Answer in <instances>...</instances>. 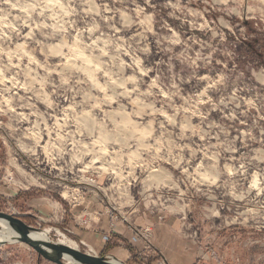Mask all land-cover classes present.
<instances>
[{
  "label": "rangeland",
  "instance_id": "1",
  "mask_svg": "<svg viewBox=\"0 0 264 264\" xmlns=\"http://www.w3.org/2000/svg\"><path fill=\"white\" fill-rule=\"evenodd\" d=\"M0 212L99 257L73 229L128 224L123 264H264V0H0Z\"/></svg>",
  "mask_w": 264,
  "mask_h": 264
},
{
  "label": "crops",
  "instance_id": "2",
  "mask_svg": "<svg viewBox=\"0 0 264 264\" xmlns=\"http://www.w3.org/2000/svg\"><path fill=\"white\" fill-rule=\"evenodd\" d=\"M40 212L44 213V215H48V208L43 203L41 207H39ZM40 215V214H39ZM109 218L104 216L102 218H98L94 222V227L92 229H88L87 225H81V228H75L72 231L73 238L75 240H82L85 245L92 247L94 250L98 252H105L107 254H111L116 259L119 260H127L128 257L131 255L130 251L127 249V246L138 251L146 250L142 244L138 243L133 244L134 238L132 235L133 228L128 224L120 225V223H112L110 225ZM88 229V230H87ZM109 236V240L105 242L104 237ZM106 237V238H107ZM110 241V242H109ZM159 242L161 245L164 242V234L160 233L156 242ZM169 241V239H168ZM149 248L152 251H156L160 256L164 257V250H160L156 247V243L150 242ZM135 252V251H134ZM131 257V256H130ZM161 257V258H162ZM167 263L169 264L168 260L166 259Z\"/></svg>",
  "mask_w": 264,
  "mask_h": 264
},
{
  "label": "water",
  "instance_id": "3",
  "mask_svg": "<svg viewBox=\"0 0 264 264\" xmlns=\"http://www.w3.org/2000/svg\"><path fill=\"white\" fill-rule=\"evenodd\" d=\"M0 219L10 223L20 235V243L27 245L33 251L36 252L38 257L44 258L54 264H63L61 261L62 256L69 255L77 259L81 264H117L110 257H99L96 255L88 254L82 252L79 249H72L59 245L58 242H49L45 246L50 250L56 252V255H50L41 248V245L38 241L33 240L30 237V232L33 230L31 226L26 224L21 218L12 215L0 212ZM6 243H3V245ZM123 264V263H122Z\"/></svg>",
  "mask_w": 264,
  "mask_h": 264
},
{
  "label": "bare ground",
  "instance_id": "4",
  "mask_svg": "<svg viewBox=\"0 0 264 264\" xmlns=\"http://www.w3.org/2000/svg\"><path fill=\"white\" fill-rule=\"evenodd\" d=\"M45 232L46 231H44V233H43V235H44V237H43L42 234L39 233V231L32 230L30 232V237L33 240L38 241L41 245V248H43V250L46 251L48 254L56 255L55 251L50 250L49 248H47V246H45L46 243H49V239L45 235ZM63 239L58 241L59 245L69 247L72 249H78L77 245L73 241L67 240L65 238H63ZM19 241H20V235L16 231V229L10 223H7L6 221L0 219V246L3 245V243H6V244L7 243H20ZM89 251H93V249L89 247ZM89 253L93 254L94 251L89 252ZM110 259L113 260L114 262H116L117 264H122L119 260H117L115 258H110ZM61 261L63 262V264H81L74 257L69 256V255H65V254L62 256Z\"/></svg>",
  "mask_w": 264,
  "mask_h": 264
},
{
  "label": "trees",
  "instance_id": "5",
  "mask_svg": "<svg viewBox=\"0 0 264 264\" xmlns=\"http://www.w3.org/2000/svg\"><path fill=\"white\" fill-rule=\"evenodd\" d=\"M127 249L130 251L131 256L133 257V259H136V254H134L135 252L132 250V248H130V247L127 246Z\"/></svg>",
  "mask_w": 264,
  "mask_h": 264
},
{
  "label": "built area",
  "instance_id": "6",
  "mask_svg": "<svg viewBox=\"0 0 264 264\" xmlns=\"http://www.w3.org/2000/svg\"><path fill=\"white\" fill-rule=\"evenodd\" d=\"M84 244V243H83ZM85 245V244H84ZM92 254V253H91ZM92 255H94V254H92Z\"/></svg>",
  "mask_w": 264,
  "mask_h": 264
}]
</instances>
